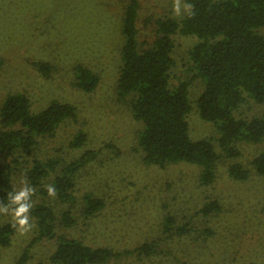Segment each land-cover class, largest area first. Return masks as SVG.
<instances>
[{"label": "rangeland", "instance_id": "1", "mask_svg": "<svg viewBox=\"0 0 264 264\" xmlns=\"http://www.w3.org/2000/svg\"><path fill=\"white\" fill-rule=\"evenodd\" d=\"M128 4L129 0H0V121L7 97L16 93L29 96L33 113L54 102L75 109L54 133L37 137L38 144L21 163H14V186L18 191L22 181L31 186L28 170L36 160L54 162L42 183L31 186L33 202L52 206L59 219L70 211L75 224L64 226L58 220L57 234L118 253L105 264H264V175L252 163L264 152V140L236 142V155L221 146L218 125L205 119L199 106L205 80L190 79L195 75L190 50L201 39L178 32L173 37L174 82L192 81L190 137L214 142L220 155L216 177L203 184L198 163H148L139 144L145 124L118 91ZM173 5L174 0H139L137 27L144 45L153 44L160 18L181 20L187 15L186 0H178L179 15ZM259 32L264 35V26ZM85 69L99 77L91 91L80 85ZM240 111L261 116L264 103L252 101ZM80 135L86 140L75 144ZM91 151L96 158L76 173L74 198L50 197L46 187L54 186L57 175ZM235 163H242L250 176L234 177ZM88 195L106 203L90 217L82 213ZM211 200L220 209L200 211ZM170 216L175 218L173 228L167 227ZM29 217L31 230L21 235L16 229L11 243L0 246V264H58L51 256L59 238L32 244L39 225L37 218ZM7 222L13 223V217L3 214L2 223Z\"/></svg>", "mask_w": 264, "mask_h": 264}, {"label": "trees", "instance_id": "2", "mask_svg": "<svg viewBox=\"0 0 264 264\" xmlns=\"http://www.w3.org/2000/svg\"><path fill=\"white\" fill-rule=\"evenodd\" d=\"M192 12L181 19L170 17L158 20L157 35L151 46L140 41L137 27L139 0H129L126 10L123 47L124 63L121 68L118 91L127 99L135 117L145 124L139 144L150 164L165 166L171 162L188 161L203 167V184H210L216 177V163L220 155L210 139L194 141L190 137L187 119L192 110L189 87L195 78L205 80V90L199 98L202 116L214 121L220 131V143L227 153L238 154L234 144L240 140H264V113L245 116L240 109L244 104L264 103V0H186ZM195 34L201 40L190 50L195 75L191 80L174 82V34ZM43 64L42 67H45ZM47 66V65H46ZM99 77L84 70L81 87L91 91L97 87ZM75 115L73 105L54 102L39 113L31 110V100L25 93L7 97L0 121V205L9 203L8 194L18 192L13 184V166L30 155L38 144L37 137L52 134L58 124ZM86 140L80 135L75 144ZM88 152L57 175L54 187L63 201L72 200L77 183L76 173L96 158ZM264 175V152L252 162ZM54 169V162L38 161L28 170L31 186H38ZM231 172L238 179L250 176L242 163H235ZM83 209L86 217L94 216L105 206L98 196H87ZM29 214L37 218L38 235L32 244L45 237H58L57 250L51 260L58 264H104L118 255L111 248L92 247L82 240L57 234V221L73 226L76 219L70 211L62 219L52 206L34 204ZM216 200L205 203L200 211L210 214L219 210ZM199 211V212H200ZM0 213V246H8L16 232L12 222L2 223ZM175 218H168L167 227L173 228ZM185 232V229L179 233ZM27 256V254L25 255ZM24 261V259H23Z\"/></svg>", "mask_w": 264, "mask_h": 264}, {"label": "clouds", "instance_id": "3", "mask_svg": "<svg viewBox=\"0 0 264 264\" xmlns=\"http://www.w3.org/2000/svg\"><path fill=\"white\" fill-rule=\"evenodd\" d=\"M189 16L194 15L191 11L192 4L187 5ZM174 12L179 15L178 0H174L173 5ZM23 187L18 191L8 194L9 203L7 205H0V213L8 214L13 217V227L17 228V231L22 235L27 231H30L33 227L29 223V212L32 208L30 198L35 194V189L29 186L25 181H22ZM46 191L50 197L57 195V190L54 186L48 185Z\"/></svg>", "mask_w": 264, "mask_h": 264}, {"label": "crops", "instance_id": "4", "mask_svg": "<svg viewBox=\"0 0 264 264\" xmlns=\"http://www.w3.org/2000/svg\"><path fill=\"white\" fill-rule=\"evenodd\" d=\"M106 204V203H105ZM105 264V263H104Z\"/></svg>", "mask_w": 264, "mask_h": 264}]
</instances>
